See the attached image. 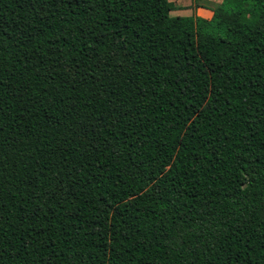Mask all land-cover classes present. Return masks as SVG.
<instances>
[{
  "label": "trees",
  "instance_id": "16d2710c",
  "mask_svg": "<svg viewBox=\"0 0 264 264\" xmlns=\"http://www.w3.org/2000/svg\"><path fill=\"white\" fill-rule=\"evenodd\" d=\"M0 0V264H264V0Z\"/></svg>",
  "mask_w": 264,
  "mask_h": 264
},
{
  "label": "rangeland",
  "instance_id": "374dc122",
  "mask_svg": "<svg viewBox=\"0 0 264 264\" xmlns=\"http://www.w3.org/2000/svg\"><path fill=\"white\" fill-rule=\"evenodd\" d=\"M174 5L183 11L171 12L173 16H185L194 11L195 6L215 8L221 0H172ZM191 9V10H190Z\"/></svg>",
  "mask_w": 264,
  "mask_h": 264
},
{
  "label": "crops",
  "instance_id": "0c3cea01",
  "mask_svg": "<svg viewBox=\"0 0 264 264\" xmlns=\"http://www.w3.org/2000/svg\"><path fill=\"white\" fill-rule=\"evenodd\" d=\"M221 1H219L220 3ZM194 11L190 12V14L185 15V16H193V17H201L204 19H210L212 16V9L213 8H206V7H200V6H195ZM175 11H183L179 9V7L175 6ZM191 10V9H190Z\"/></svg>",
  "mask_w": 264,
  "mask_h": 264
}]
</instances>
